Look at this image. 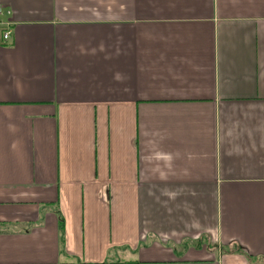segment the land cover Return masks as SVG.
<instances>
[{"label":"crops","instance_id":"0c3cea01","mask_svg":"<svg viewBox=\"0 0 264 264\" xmlns=\"http://www.w3.org/2000/svg\"><path fill=\"white\" fill-rule=\"evenodd\" d=\"M263 258L264 0H0V264Z\"/></svg>","mask_w":264,"mask_h":264},{"label":"trees","instance_id":"16d2710c","mask_svg":"<svg viewBox=\"0 0 264 264\" xmlns=\"http://www.w3.org/2000/svg\"><path fill=\"white\" fill-rule=\"evenodd\" d=\"M60 232H61V247H62L61 251H62V253H64V238H63L64 227H63V221L62 220L60 221ZM201 245H203V241L193 244V246H195V247H200ZM210 247H212V246L210 245ZM213 247L217 248V245H213ZM221 251L225 254H236V255L247 256V253L243 250V248H241L240 246H237V245L223 247V248H221ZM260 263L264 264V258L260 261ZM103 264H107V263H103Z\"/></svg>","mask_w":264,"mask_h":264},{"label":"built area","instance_id":"2783aa9c","mask_svg":"<svg viewBox=\"0 0 264 264\" xmlns=\"http://www.w3.org/2000/svg\"><path fill=\"white\" fill-rule=\"evenodd\" d=\"M11 31L10 30H7L4 34H3V41L6 42L10 39L11 37Z\"/></svg>","mask_w":264,"mask_h":264}]
</instances>
